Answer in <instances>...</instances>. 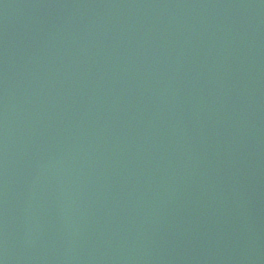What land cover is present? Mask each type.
I'll list each match as a JSON object with an SVG mask.
<instances>
[{
    "label": "water",
    "instance_id": "95a60500",
    "mask_svg": "<svg viewBox=\"0 0 264 264\" xmlns=\"http://www.w3.org/2000/svg\"><path fill=\"white\" fill-rule=\"evenodd\" d=\"M0 264H264V0H0Z\"/></svg>",
    "mask_w": 264,
    "mask_h": 264
}]
</instances>
